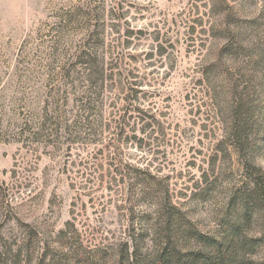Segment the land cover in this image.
I'll return each instance as SVG.
<instances>
[{"label":"rangeland","instance_id":"obj_1","mask_svg":"<svg viewBox=\"0 0 264 264\" xmlns=\"http://www.w3.org/2000/svg\"><path fill=\"white\" fill-rule=\"evenodd\" d=\"M258 181L264 0H0V264L107 260L167 196L222 232Z\"/></svg>","mask_w":264,"mask_h":264},{"label":"trees","instance_id":"obj_2","mask_svg":"<svg viewBox=\"0 0 264 264\" xmlns=\"http://www.w3.org/2000/svg\"><path fill=\"white\" fill-rule=\"evenodd\" d=\"M243 216L225 220L227 230L205 232L191 223L169 196L157 214L139 228L131 221L124 238L111 244L110 258L94 264H264L254 252L264 249V181L253 186L242 199ZM259 214L260 231L252 232L249 215ZM258 262V263H257Z\"/></svg>","mask_w":264,"mask_h":264}]
</instances>
